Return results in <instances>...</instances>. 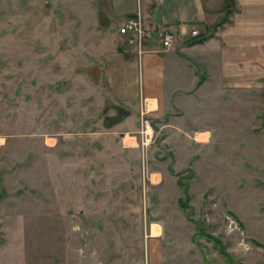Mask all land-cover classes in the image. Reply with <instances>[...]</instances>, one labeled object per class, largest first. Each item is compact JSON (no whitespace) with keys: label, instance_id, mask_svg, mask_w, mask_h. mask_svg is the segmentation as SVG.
Wrapping results in <instances>:
<instances>
[{"label":"rangeland","instance_id":"374dc122","mask_svg":"<svg viewBox=\"0 0 264 264\" xmlns=\"http://www.w3.org/2000/svg\"><path fill=\"white\" fill-rule=\"evenodd\" d=\"M133 2L0 0V264H264V53L105 126Z\"/></svg>","mask_w":264,"mask_h":264},{"label":"crops","instance_id":"0c3cea01","mask_svg":"<svg viewBox=\"0 0 264 264\" xmlns=\"http://www.w3.org/2000/svg\"><path fill=\"white\" fill-rule=\"evenodd\" d=\"M133 1L131 7L119 10L121 25L140 14L150 37L144 38L140 46L135 40L136 46L116 48L107 56L112 64L107 71V85L116 99L130 106L126 117L131 110L141 117V100L157 101L168 96L173 98L169 107L179 109L180 117H184L186 104L194 103L199 91L211 81L204 80L192 92L198 74L221 76L231 69L236 74H250L254 59L263 57L264 0ZM192 28H199V36H190ZM163 29L177 35L171 47L165 48L157 40ZM225 60H229L226 65ZM111 66H116L115 72L110 71ZM163 108L161 105L159 113H165Z\"/></svg>","mask_w":264,"mask_h":264},{"label":"built area","instance_id":"2783aa9c","mask_svg":"<svg viewBox=\"0 0 264 264\" xmlns=\"http://www.w3.org/2000/svg\"><path fill=\"white\" fill-rule=\"evenodd\" d=\"M120 33L123 35H132L138 45L140 46L142 43V40L146 37H150V33L144 28L142 16L140 14L135 15L134 17L129 18L119 29ZM190 36L195 37L198 36L199 32L197 29L192 28L190 30ZM131 36V37H132ZM157 40L164 46V47H170L172 46L176 41L177 37L175 32H173L170 29H163L158 32ZM143 115V113H142ZM147 125L148 122L145 118L140 119V125L141 129L142 126ZM141 133H144V130ZM203 134V133H200Z\"/></svg>","mask_w":264,"mask_h":264},{"label":"water","instance_id":"95a60500","mask_svg":"<svg viewBox=\"0 0 264 264\" xmlns=\"http://www.w3.org/2000/svg\"><path fill=\"white\" fill-rule=\"evenodd\" d=\"M118 109H120V112H119L118 115L109 116V117L106 118V120L104 122L105 126L118 123L119 121H121L128 114V112L125 113L122 108H118Z\"/></svg>","mask_w":264,"mask_h":264},{"label":"bare ground","instance_id":"6f19581e","mask_svg":"<svg viewBox=\"0 0 264 264\" xmlns=\"http://www.w3.org/2000/svg\"><path fill=\"white\" fill-rule=\"evenodd\" d=\"M123 24H124V23H123ZM123 24H122V25H123ZM122 25H121V26H122ZM121 26H120V28H121ZM120 28H119V29H120ZM118 32H119V34H121L119 30H118ZM173 32H174V31H173ZM175 34H176V33H175ZM122 35H123V34H122ZM176 37H177V35H176ZM161 45H162V44H161ZM162 46H163V45H162ZM163 47H164V46H163ZM170 47H171V46H170ZM165 48H168V47H165ZM154 232H155V231H154Z\"/></svg>","mask_w":264,"mask_h":264},{"label":"trees","instance_id":"16d2710c","mask_svg":"<svg viewBox=\"0 0 264 264\" xmlns=\"http://www.w3.org/2000/svg\"><path fill=\"white\" fill-rule=\"evenodd\" d=\"M225 8V6H224ZM226 11H228V9L225 8ZM211 33H212V29H210ZM205 37H203L202 39H204ZM198 83H200V80L198 81Z\"/></svg>","mask_w":264,"mask_h":264},{"label":"flooded vegetation","instance_id":"af4514ba","mask_svg":"<svg viewBox=\"0 0 264 264\" xmlns=\"http://www.w3.org/2000/svg\"><path fill=\"white\" fill-rule=\"evenodd\" d=\"M124 111V110H123ZM119 112H120V109H117V114H115V115H118L119 114ZM125 112V111H124Z\"/></svg>","mask_w":264,"mask_h":264}]
</instances>
